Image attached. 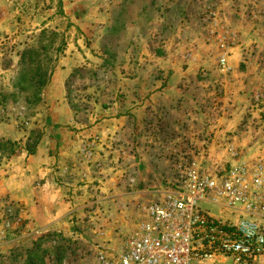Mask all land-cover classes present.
I'll use <instances>...</instances> for the list:
<instances>
[{"label":"rangeland","instance_id":"rangeland-1","mask_svg":"<svg viewBox=\"0 0 264 264\" xmlns=\"http://www.w3.org/2000/svg\"><path fill=\"white\" fill-rule=\"evenodd\" d=\"M150 11L130 31V0H0V178L15 155L42 141L61 139L56 152L74 157L52 180L69 204L64 228L32 231L24 202L0 200V264H97L99 252L121 251L138 218L130 206L138 178L125 157L130 152L134 160L139 148L151 157L160 137L188 135L199 125L204 134L209 125L215 133L189 149L205 171L264 163V0H150ZM73 42L86 66L66 85H53ZM147 106L182 107L178 128L167 131L158 114L147 135L141 126L128 132L126 109ZM121 120L127 122L114 124ZM121 127L140 145L100 147ZM70 139L77 146L68 152ZM203 208L212 215V206ZM259 222L264 226V217Z\"/></svg>","mask_w":264,"mask_h":264},{"label":"built area","instance_id":"built-area-1","mask_svg":"<svg viewBox=\"0 0 264 264\" xmlns=\"http://www.w3.org/2000/svg\"><path fill=\"white\" fill-rule=\"evenodd\" d=\"M185 151L167 160L171 176L163 172L159 186L144 192L125 247L99 252L97 264H258L264 257V163L209 173L194 148ZM205 205L235 221L222 223Z\"/></svg>","mask_w":264,"mask_h":264},{"label":"crops","instance_id":"crops-1","mask_svg":"<svg viewBox=\"0 0 264 264\" xmlns=\"http://www.w3.org/2000/svg\"><path fill=\"white\" fill-rule=\"evenodd\" d=\"M140 17L144 19L151 17L150 0H130V31H134L133 29H140L138 22ZM148 26L149 25L146 22H143L141 29H148ZM75 48V42H73L72 46L71 44L68 45V48L54 73L53 85H66V82L72 78V74L76 69L86 66V53L82 55L81 52L75 50ZM114 110H116V108H112L113 112ZM126 110L132 115L130 117V124L128 123V127L129 125L130 127L126 128L128 132H130V129L133 132V129L141 126V130H143L146 135V131H150V129L158 123V118L165 123L164 128H166L167 131L170 129L174 132V128H178V124L181 122L179 117L183 114L180 113L183 111L182 107L176 106L132 107ZM154 115H158V118ZM121 122L125 124L127 121L121 120L114 124L120 125ZM123 124H121V126ZM206 127L207 128L203 129L206 131L204 134L198 135L197 132L204 128V125H199L197 127L199 129H195L193 133L190 132L188 135L160 137L155 145L161 147L155 153H151V157L145 154L144 148L138 149L139 155L135 153L134 160H132L133 157L130 152H128V154L126 153V170H130V162L134 161V165H131V168H134V172L137 174L136 176L138 178L135 185V190H137V192L134 193L137 198H130L131 207L134 205L137 206L139 201L146 198L144 192H151L152 187L159 186V180L162 178L163 172L167 173L171 170L168 167L167 162L170 153H168L167 150L162 149V147L179 146L180 149L178 148V150L180 152L185 150V152H189L188 149H191L190 147L197 145L203 146L204 141L208 138L207 132L212 131L215 133L214 129H211L209 125H206ZM122 128L123 127L115 131L114 134L118 133L117 135H114L116 138H102L103 143L100 147L106 146V148H110L114 145V141L118 142V146L120 147L126 146L129 148L130 144H132L133 147L137 144L140 145V142L135 139L132 141H130V139H125L122 135L127 132V130L124 132ZM95 132H97V130H95ZM101 135L105 136L103 131ZM141 140L144 142L141 145L145 146L147 144V139H144L143 137ZM214 142L213 139L212 141L210 140L211 144ZM61 143V139L57 142L52 140V145L50 146L49 142L45 143L42 141L34 154L26 153L15 155L10 163L12 165L9 164L10 167H8V171L2 178H0V200L10 197L16 201L24 202L29 208V228H31L32 231H42V229L46 231L60 230L67 225V215L70 209L69 204L64 199L65 195L64 192L61 191L62 189L56 187L52 180L54 179V176L56 177L60 175L59 171L62 173L65 171V166L69 165L71 159L74 157H72V153H59L61 152ZM63 146L68 147V152H71L74 149L73 146H77V142L70 139L66 145L63 143ZM184 147H187V149H184ZM56 149L59 150V154L56 152ZM67 149L64 148L65 151ZM145 149H147V147H145ZM107 155L105 154V156ZM117 155L119 154H115V156ZM112 159L115 160V158ZM146 161L149 162V165ZM137 162H140V164L138 165ZM142 162L146 163V165H143ZM163 165L165 167L162 168ZM112 175V181H114V184L113 186L110 184V186L114 192L118 193L121 190L116 183L117 174L114 175L112 173ZM219 209V207H212L210 213L214 215L216 219L220 217L227 219L228 217H225L223 212H219ZM132 213L134 214L135 212L133 211ZM227 220H229V218ZM37 236L38 235L35 237ZM226 264H230L229 261H227ZM258 264H264V257L259 259Z\"/></svg>","mask_w":264,"mask_h":264},{"label":"trees","instance_id":"trees-1","mask_svg":"<svg viewBox=\"0 0 264 264\" xmlns=\"http://www.w3.org/2000/svg\"><path fill=\"white\" fill-rule=\"evenodd\" d=\"M29 53L31 54V56H33V55L37 54L38 52L37 51H31ZM35 152H36V148L28 151L29 154H34ZM169 156L170 157H174V152L173 153H170Z\"/></svg>","mask_w":264,"mask_h":264}]
</instances>
